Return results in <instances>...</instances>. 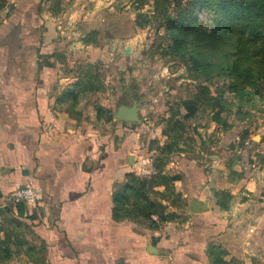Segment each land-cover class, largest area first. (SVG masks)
Listing matches in <instances>:
<instances>
[{
  "label": "crops",
  "instance_id": "obj_1",
  "mask_svg": "<svg viewBox=\"0 0 264 264\" xmlns=\"http://www.w3.org/2000/svg\"><path fill=\"white\" fill-rule=\"evenodd\" d=\"M10 1L11 12L0 13V196L26 185L38 197L21 214L13 209L36 251L24 262L264 264V176L222 150L218 137L212 160L197 154L204 155L200 141L195 155L178 143L169 154H179L164 161L163 174L179 175L173 186L182 204L164 211L174 218L115 217L114 192L127 174L155 172L150 144L162 147L167 137L113 113H89L91 101L105 96L101 88L53 76L73 67L71 59L118 54L123 41H136L133 0ZM191 201L205 210L190 212Z\"/></svg>",
  "mask_w": 264,
  "mask_h": 264
},
{
  "label": "rangeland",
  "instance_id": "obj_2",
  "mask_svg": "<svg viewBox=\"0 0 264 264\" xmlns=\"http://www.w3.org/2000/svg\"><path fill=\"white\" fill-rule=\"evenodd\" d=\"M152 3L153 0H133V10H137L135 24L140 22L142 26L137 25L139 33L137 40L132 44L123 41L118 54H95L91 55L89 60L71 59L75 62L73 67L64 66L53 77L59 80L61 77L68 76L82 81L87 86L101 88L105 96L91 101L89 113L112 114L116 113L122 105H136L139 121L130 125L143 127L144 131L154 127L158 130L164 129L167 119L175 114L174 120L183 124V132L180 133L179 138L182 149L195 155V147H201L198 146L201 141L204 155L197 154L201 160L209 161L214 157H208V155H220L221 151L216 152V149L211 151L210 148L214 142L212 140L218 137L219 141L222 140L225 145V147L222 146V150H229L233 154V159L236 157L240 163H248L251 168L252 165L257 167L264 176V80L254 73L250 81L245 84L246 89L252 93V100L240 102L230 89L232 78L212 77L204 80L196 77L188 70L185 61L164 50L167 42L164 31L162 29L154 31L152 22H144L139 16L150 15ZM13 8V2L10 0H0L1 15L9 14ZM212 19L213 16L205 10L199 12L201 25L210 28ZM44 56L45 59H40L49 63L47 59L50 55L41 57ZM199 84H205L213 94L216 93V89H223L227 108L221 112L219 120H213L214 112L202 110H198L191 118L183 119L186 113L183 101L197 92ZM56 90L58 97L61 98L65 90L61 87ZM59 104L64 108L70 107L71 113L75 112L76 105L71 101H61ZM245 133L248 144H243L242 141V135ZM227 134L232 135L231 140L226 141ZM169 141L167 139L166 142ZM158 142L150 144L156 150L155 158L160 156L159 147L161 146ZM176 154L179 153H164L160 157L166 161L169 158L174 159ZM174 195H176L175 192ZM174 195L165 192L163 198L159 195L152 196L169 209L178 208L182 204L181 200ZM19 206L21 204L12 203L8 198H0V229L2 230L0 240L4 238V232L9 235L7 241L0 246L7 247L11 252L9 260L0 264H27L24 262L26 258L36 255L33 246H30L29 240H26V227L13 213V209L18 210ZM155 215L158 217L157 214ZM169 215L174 214L171 212ZM139 218L148 222V218L144 216ZM2 255L3 253H0V257Z\"/></svg>",
  "mask_w": 264,
  "mask_h": 264
},
{
  "label": "trees",
  "instance_id": "obj_3",
  "mask_svg": "<svg viewBox=\"0 0 264 264\" xmlns=\"http://www.w3.org/2000/svg\"><path fill=\"white\" fill-rule=\"evenodd\" d=\"M202 10L213 16L210 28L200 24L199 12ZM139 16L144 22H152L154 31H164L167 36L164 50L185 61L188 70L196 77L204 80L230 77L233 81L230 89L236 98L240 102L252 100V93L245 84L254 73L264 80V0H153L150 15ZM135 25L142 26L140 22ZM86 89L96 87L88 85ZM216 90L213 94L205 84H199L197 92L183 101L186 111L183 119L202 110L214 112L213 120H219L227 102L223 89ZM175 117V114L171 115L162 129V134L170 141L159 147L160 156L178 148L183 124L174 120ZM160 156L154 159L155 172L151 176L127 174L126 182L116 189L113 202L117 219L148 218L151 214H157L162 221L174 218V215L164 213L165 205L153 197L159 195L163 198L165 192L174 195L173 183L179 179L176 174H163L164 159ZM160 187L164 188L163 192L158 190ZM227 197L228 194L222 193L220 199L225 201ZM22 205L18 208L19 214ZM8 238L4 232L0 245ZM0 253H3L0 263L11 257L7 247L0 246Z\"/></svg>",
  "mask_w": 264,
  "mask_h": 264
},
{
  "label": "water",
  "instance_id": "obj_4",
  "mask_svg": "<svg viewBox=\"0 0 264 264\" xmlns=\"http://www.w3.org/2000/svg\"><path fill=\"white\" fill-rule=\"evenodd\" d=\"M115 120L123 122H137L139 121L137 115V106L122 105L116 113H113ZM206 208L205 204L200 201H191L189 204V211L192 213H198L204 211Z\"/></svg>",
  "mask_w": 264,
  "mask_h": 264
},
{
  "label": "built area",
  "instance_id": "obj_5",
  "mask_svg": "<svg viewBox=\"0 0 264 264\" xmlns=\"http://www.w3.org/2000/svg\"><path fill=\"white\" fill-rule=\"evenodd\" d=\"M244 144H248V141H245ZM7 198L12 203L33 206L37 202L38 197L30 186L25 185L10 192ZM151 218L156 219L154 216H151Z\"/></svg>",
  "mask_w": 264,
  "mask_h": 264
}]
</instances>
